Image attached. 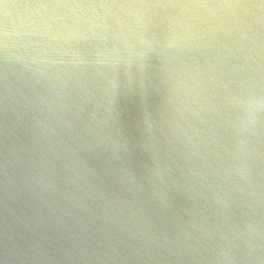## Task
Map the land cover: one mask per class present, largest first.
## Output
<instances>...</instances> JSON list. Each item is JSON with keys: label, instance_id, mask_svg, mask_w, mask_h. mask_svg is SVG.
I'll list each match as a JSON object with an SVG mask.
<instances>
[{"label": "water", "instance_id": "1", "mask_svg": "<svg viewBox=\"0 0 264 264\" xmlns=\"http://www.w3.org/2000/svg\"><path fill=\"white\" fill-rule=\"evenodd\" d=\"M261 104L264 0H0V264H264Z\"/></svg>", "mask_w": 264, "mask_h": 264}, {"label": "clouds", "instance_id": "2", "mask_svg": "<svg viewBox=\"0 0 264 264\" xmlns=\"http://www.w3.org/2000/svg\"><path fill=\"white\" fill-rule=\"evenodd\" d=\"M254 106V104L250 103V102H244L241 104V107L243 108L244 112H245V115L246 117L249 118V123H252L254 122V115L257 111L253 112V111H250V109ZM260 107H264V104H261L259 105ZM225 259H227L229 261V264H231V258L230 257H227L225 256L224 257Z\"/></svg>", "mask_w": 264, "mask_h": 264}]
</instances>
